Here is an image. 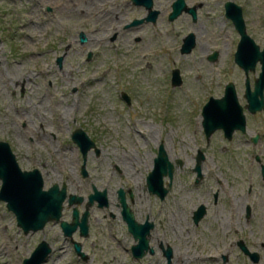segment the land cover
Instances as JSON below:
<instances>
[{
  "label": "rangeland",
  "instance_id": "374dc122",
  "mask_svg": "<svg viewBox=\"0 0 264 264\" xmlns=\"http://www.w3.org/2000/svg\"><path fill=\"white\" fill-rule=\"evenodd\" d=\"M61 1L0 0V140L10 143L23 168L33 166L34 156L51 165L44 173L45 188L65 182L69 193L87 199L92 184L99 190L108 187L110 206L91 211L95 263L169 264L158 249L134 258L124 248L131 238L121 217L109 216L118 213L111 165L130 157L143 182L154 168L161 144L172 162L182 159L184 166H192L198 149L206 152L205 185L218 184L233 195L244 192L247 199V188L254 184L262 188L264 203V181L254 158L258 155L264 163V110L250 117L246 134L237 132L231 140L222 132L207 140L201 110L210 96H223L231 81L241 102H246L245 72L234 58L240 34L226 16L225 3L243 7L247 32L263 48L264 0H186L188 5L200 4L197 19L183 13L173 21L168 15L174 0H155L154 9L161 10L157 22L129 28L125 26L133 17L146 15L144 8L124 0H80L77 8H68ZM81 33L87 37L84 43ZM189 33L195 34L196 45L183 54V39ZM215 51L217 59L210 60ZM174 68L183 78L176 87L171 84ZM259 72L260 63L255 73L250 72L252 87ZM124 93L130 95L131 104ZM77 128L99 139L105 151L101 160L89 155V178L81 174L80 148L72 138ZM256 131L261 137L255 143L250 137ZM179 174L177 170L164 201L155 194L144 197L141 185L145 213L151 211L156 221L154 237L175 250L171 264H253L236 245L229 248L226 242L243 236L255 245L264 241V217L249 226L212 218L196 226L189 210L199 197L192 189L184 190ZM72 208L65 203V220L72 219ZM46 233L48 239L53 236L55 251L44 264H84L59 222L25 234L15 213L0 200V264H23ZM206 235L212 242H206ZM260 251L259 264H264V247ZM224 254L229 256L227 262Z\"/></svg>",
  "mask_w": 264,
  "mask_h": 264
},
{
  "label": "water",
  "instance_id": "95a60500",
  "mask_svg": "<svg viewBox=\"0 0 264 264\" xmlns=\"http://www.w3.org/2000/svg\"><path fill=\"white\" fill-rule=\"evenodd\" d=\"M137 3H144L149 9L148 20L156 22L158 10L153 9V0H134ZM226 15L232 19L236 29L240 34L237 50L235 52V62L244 70L245 80V98L247 100V108L251 112L264 110V47L256 43V41L248 34L246 22L243 16V7L233 1H227L225 4ZM184 11L190 12L193 17L197 18L196 7H188L185 0H175L172 5V11L169 13V20L177 19ZM142 20H135L132 24L136 25ZM81 43L87 41L84 33H81ZM196 45V36L194 33H189L183 39L181 47L182 53H190ZM92 54H89L91 59ZM218 53L215 51L210 54L209 59L215 60ZM63 57H59L58 62L61 65ZM260 63V72L255 78L254 87H251L250 72L255 73L257 64ZM173 86H178L182 83L181 73L178 68L173 70L172 75ZM126 100L129 102V96L124 93ZM203 127L208 138L217 129H223L227 138L232 139L233 133L236 130L246 131V115L243 111L234 82L226 84L224 95L220 98L211 96L203 108ZM258 137L253 140L257 142ZM73 140L80 146L84 155L87 151L96 146L90 136L81 128H78L73 133ZM203 154L199 156L197 168L201 172V163ZM179 162V160L177 161ZM175 163L169 158L164 144L159 146L158 155L154 160V168L150 172L147 183L151 193L156 194L162 200L168 193L172 182L168 183V187L164 185V176L169 174L170 179L173 177ZM84 174L85 166H83ZM264 173V165H263ZM0 179L3 181L0 189V199L7 201L9 210L16 214L18 226L23 228L25 234L39 229L50 221H60L64 207V201L69 197V204L75 205L73 209V221L68 222L61 220V225L65 234L71 235L81 225L83 233L88 232V222L90 211L89 207L98 201L99 206L103 207L109 204V193L107 189L99 190L93 187V193L89 195V202L83 216L80 220L78 205L81 204L85 197L79 194L67 192V186L64 184L62 188L58 184L53 185L49 189H43V178L38 170L22 171L18 165L16 155L14 154L11 145L7 141H0ZM124 205L125 218L128 220L129 229L136 238L139 237V243L133 248V255L136 258H141L147 254L146 249L149 247L147 240L142 230L143 225H138L133 213L129 210L126 202L122 199ZM154 223H148V227L153 228ZM147 232V231H146ZM78 252L81 251V246L76 244ZM243 249L250 253L243 246ZM53 251L52 246L47 241H42L32 252L30 257H27L23 264H43L48 259L49 254ZM155 250L150 248V253L154 254ZM164 254L170 260L172 256L171 247L164 249ZM254 258L257 254L250 253ZM227 258L224 257V260ZM255 260L257 257L254 258Z\"/></svg>",
  "mask_w": 264,
  "mask_h": 264
},
{
  "label": "flooded vegetation",
  "instance_id": "af4514ba",
  "mask_svg": "<svg viewBox=\"0 0 264 264\" xmlns=\"http://www.w3.org/2000/svg\"><path fill=\"white\" fill-rule=\"evenodd\" d=\"M52 1L55 2L57 0H48L46 2H52ZM153 1H154V5H153V9H154L155 0H153ZM124 2H126L128 4H132L133 7L144 8L146 11V15H144L141 18L133 17V19L129 22V24H127L125 26V28L135 27V26L142 25V24H150V23L155 24L161 15V10L159 8H155V10H158V16H157L156 22H153V21L147 19V16L149 15V9L147 8V6L144 3H137L134 0H124ZM186 3H187V1H186ZM79 4H80V0H62L61 1V5H64L65 7L67 6L68 8H74V7L77 8V6ZM187 5H188V3H187ZM198 5H200V4L199 3H193V5H188V7H196V6L198 7ZM197 7H196V10H197ZM47 10L52 11V7L48 6ZM184 13L191 14L190 12H186V11ZM192 17H193V15H192ZM135 20H142V21L136 25H133L132 23ZM139 39L137 38V40H139ZM58 59H57V63H59ZM62 61H63V59H62ZM62 61H61V64H62ZM60 67H61V65H60ZM173 70H172V72H173ZM181 80L183 83L182 76H181ZM182 83L180 85H182ZM171 84H172V76H171ZM225 88H224V92H225ZM245 90H246V87H245ZM245 90H244V94H243L244 98H245ZM127 95L129 96V100L131 101L130 95L129 94H127ZM238 97H239V95H238ZM217 98H219V97H217ZM239 100H240V97H239ZM130 101L128 102L129 104H131ZM245 101L246 102L242 103L240 100V103L243 106V111L246 115V131H242V130L238 129L233 133V136L237 132H241L243 134H246L247 130H248V126H249L250 117L256 118L258 116V113L261 112V111H257L254 113L251 112L247 108L246 98H245ZM205 104H203L201 107L202 114H203V108H204ZM202 126H203V124H202ZM204 131H205V129H204ZM218 132H222V134H224V136L226 137L225 131L223 129L215 130L212 133V135H214L215 133H218ZM73 133H72V138H73ZM205 134H206V132H205ZM206 137H207V140L210 139V137L208 138L207 134H206ZM255 137H258V139H257V142H258V140L261 137V132L256 131L255 135H252L250 137L252 142H254L253 139ZM91 139L95 142L96 146L91 147L87 151L86 156L84 155L83 151L80 148V158H81L80 171H81V174L84 178L90 177V172H89V168H88L89 155H93V156H95V158L101 160V157L105 153L103 146L99 143L100 140L97 138H95V139L91 138ZM0 141H3V140H0ZM14 154L16 155L15 152H14ZM201 154L204 155L202 163H201V164H203L204 161L206 160L207 156H206V152L201 151L200 149H198L197 152L193 154L192 166H184L185 163L182 159H177L175 161V168H174V173H173L172 179H170L169 174L164 176V185L166 187H168L169 182H172V185H171L168 193L166 194V196L163 198V201L166 200L169 192L172 190L175 172L177 170H179L180 174H179L178 180H179L180 184L184 187V190L192 189V190H194V192H196L198 194V197H199V203L196 204L195 207H193L192 209L189 210V212H190L189 218H190L191 222L193 224H195L196 226H199L204 220H207L210 218L215 219L217 221H219V220L224 221L225 219H229V221H232V220L240 221V222H244L246 226H249L248 224H250V222L252 220L262 219L264 217L263 207H262L264 203H262V201H260L261 200V198H260L261 194L263 193L261 191L262 188H257L254 184H252V186L250 185L247 188V193H246V194H248L249 197L247 199H245L244 194H243L244 192L241 194H238V192H236L235 194H237V195H233L230 191H228L226 189H221L220 185L218 186V184H216V188H213L212 186L205 185V181L208 179V176H209L208 172H206L203 165H201V172L200 173H199L198 168H197L198 159H199V156ZM254 158L257 162H259L260 174L262 177L261 179L264 181V173H263L264 163L261 161V158L258 155ZM16 159H17L18 165L22 171L38 170L41 173L42 178H43V183H44L43 189L47 190L50 187H52L53 185L58 184V183H53L50 187L45 188L44 173L48 172V170L51 168V165L47 161H41V158L39 156L33 157V166L31 168H28V169L23 168L20 165L19 160L17 158V155H16ZM178 160H179V162H177ZM131 161L132 160L130 159V157H126V158H124V160L122 161L121 164L114 163L113 165H111L112 170L110 172L111 173L110 177H115L114 179H116L115 185L117 186V188L115 190V193H116V200H117L116 206L118 208V210H117L118 213L116 214L115 212H110L109 216H111L112 218H116L119 215L121 217V220L124 223L126 232L128 233V235L131 238V242H129L127 244V246L124 248H125V250L130 252L134 258H136L133 255V248L135 245H137L139 243L140 239H139V237L136 238L135 234L132 231H130V229H129V223H128V220L125 218L124 205L122 203V199H124L129 210L133 213L135 222L138 225H143L142 230L144 231L145 239L147 240V243L149 245V247L146 249L147 254L145 256L151 254L150 248H153L155 250V252L158 249L159 251L164 253V249L171 247L172 256H171L170 260L167 258L169 264H171L172 257L174 256L175 250L169 244L167 246H165L162 238L154 237V235H153V232L156 228V221L151 218V211L145 213V210H146V205H144L145 201L141 199V197H143L141 195L142 192H143L142 194H144V197H145V195H147V193L148 194H152V193L149 190L147 178L144 177L143 182L140 180V177L135 172V166H134L133 162H131ZM83 166H85V171L87 172L86 175L84 174ZM96 166L99 167L98 165H96ZM212 174L216 175L215 172H213ZM165 177L168 178V181L166 183H165ZM241 180L242 179H240L238 181H241ZM217 181L221 182L220 177H218ZM2 183H3V181H2ZM216 183H218V182H216ZM64 184H66V183L63 182L61 186L59 184L58 185L60 188H62V186ZM141 185H143V191H142ZM185 185L189 186V187H185ZM260 185H262V184H260ZM66 186H67V184H66ZM92 186L97 187L95 184H92ZM1 187H2V184H1ZM1 187H0V189H1ZM104 189L108 190L109 204L101 207V206H99L98 201L95 200L94 204L89 207L90 216H89L87 234L82 232L81 225H78L77 229L75 231H73L71 235L65 234V231L63 230V227L61 225V220H65L63 218V213H64L63 211H62L61 220L57 221V222H59L60 227L64 232L63 233L64 237L70 239L73 252L79 257L80 261H82L84 264H98V263L94 262L95 258L93 256L94 254L97 253V252H95V250L97 249V241L94 238L95 236H93L94 232H93V223L91 220V211L95 207L106 208V207L110 206V199H111L110 198L111 197L110 191H109L108 187L107 188L105 187ZM137 190H138V192H140V194H138V195L136 194V193H138ZM67 191H68V188H67ZM91 193H93V191L88 193L87 199L85 198L84 201L80 204V205L83 204L82 210L80 209V205L78 206L79 214H80V217H79L80 220L83 216V212L86 210V207H87L88 202H89V195ZM0 200L5 201L7 204L6 200H3V199H0ZM66 202L69 206H72L73 208H72V219L71 220H65V221L72 222L73 221L74 205L69 204V197H67V199L64 201V207H65ZM64 207H63V210H64ZM142 207H143V209H142ZM221 207H223V208L221 209ZM187 216H188V214H187ZM54 222H56V221H54ZM152 222L154 223L153 228L148 227V223H152ZM47 224L44 226V228L42 230H45ZM36 231H38V230H36ZM36 231H33V232H36ZM208 237L209 236H207V235L205 236V238L207 240L206 242L207 243H208V241L212 242V239H209ZM245 237L246 236H243L241 238H237L236 240L231 241L229 243L226 242V244L229 245V248H232L233 246L236 245L238 250L241 252V254H243L246 258H248L253 264H259L261 257H262L260 249L264 247V241H261L259 243L257 242L258 244L255 245L253 243L252 244L248 243V241ZM42 241H47L53 248V251L48 256V259H47V261H48L55 251L54 245H53V243H54L53 236L50 237V239H48L47 233H46L45 237L37 244V246ZM76 244H79L81 246L80 252L77 251ZM243 246H245L249 250L250 253H256L257 255L255 257H257V259L255 260L254 259L255 257L253 258L250 253L246 252L243 249ZM258 246H259V248H258ZM36 247H35V249H36ZM155 252H154V254H155ZM145 256H143V257H145ZM143 257H141V258H143ZM224 257H226L227 259L224 260ZM222 258H223L224 262H227L229 260V256L226 254H224V256H222ZM46 262H43V264Z\"/></svg>",
  "mask_w": 264,
  "mask_h": 264
},
{
  "label": "bare ground",
  "instance_id": "6f19581e",
  "mask_svg": "<svg viewBox=\"0 0 264 264\" xmlns=\"http://www.w3.org/2000/svg\"><path fill=\"white\" fill-rule=\"evenodd\" d=\"M45 1H48V0H45Z\"/></svg>",
  "mask_w": 264,
  "mask_h": 264
}]
</instances>
